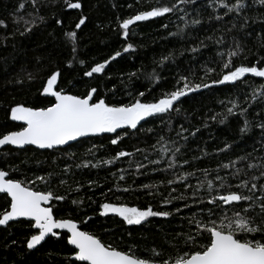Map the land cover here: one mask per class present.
<instances>
[{
  "label": "trees",
  "instance_id": "obj_1",
  "mask_svg": "<svg viewBox=\"0 0 264 264\" xmlns=\"http://www.w3.org/2000/svg\"><path fill=\"white\" fill-rule=\"evenodd\" d=\"M81 2L82 9L73 10L66 9L64 0H37L36 8H33L31 0H0V20L7 25H0V135L24 127L21 122L11 120L12 107L18 104L33 108L49 106L52 98L41 95V91L49 73L56 69L62 73L60 87L71 94L83 95L95 86L97 95L113 105L131 103L133 98L147 103L155 102L162 93L182 86L181 77H187L192 83H211L219 78L225 71L221 64L228 59L227 53L234 47V38L245 48L244 55L235 58L236 64L250 65L257 59L254 52L264 53V48L260 47L264 41V6L258 0H245L246 8L239 16L235 13L225 15L226 10L221 7L222 3L231 5L235 0H197L195 5H179L186 11L177 10L163 17L137 22L131 26L127 39L119 28V22L154 6L178 4V0ZM21 3L24 4L23 9L19 7ZM81 15L87 19L80 29H76ZM40 16L44 18L43 22ZM216 16L223 18L217 20ZM245 16L248 23L241 28ZM57 19L62 23L57 24ZM193 19H200L202 23L192 25ZM25 20L34 21L35 26L29 24L32 31L21 35ZM69 31L77 32L75 54L71 51L73 42L66 35ZM208 36L212 39L207 40ZM221 38L223 43L217 44ZM201 40L206 46H201ZM128 43L134 45L135 51L123 53L112 61L104 74H94L92 78L83 75L89 66L103 62L115 51H122ZM193 47L199 51L192 52ZM218 52L225 54L223 58ZM165 56L169 59L161 63ZM80 60L85 63L81 65ZM69 62L71 67H68ZM209 69L215 71L205 75ZM131 73L135 76H130ZM29 74L32 79H29ZM154 74L158 82L153 78ZM246 79L247 84L237 82V85H219L189 93L177 104L179 112L163 114V119L159 115L149 117L141 122L142 127L138 126L139 131L129 130L131 135H125L124 130L119 129V137L106 133L54 150L7 146L0 151V169L36 190H51L65 196V200L52 203L54 212L59 213L58 218L88 220L82 225L83 230L94 233L104 243L161 264L162 260L174 259L185 249L184 241L190 231L195 235L196 229L189 224L188 217L204 207L191 198L201 181L212 180L218 185L216 169H219V175L225 176L235 168H241L248 173L242 179H250L252 174L260 175L258 168L248 169L247 165L264 164L262 134L255 127L258 122L256 113L262 110V103L251 99L253 89L259 96L264 78L249 76ZM139 91H143L145 96L140 97ZM245 95L252 105L247 119L252 121L253 127L246 135H241L239 127L243 126L245 117L228 116L227 107L232 105L227 102L239 100L246 107L243 104ZM214 116L215 120L212 119ZM225 117L224 123H220ZM181 125L187 129L183 132L188 137L186 141L177 136L182 131ZM192 132L196 134L193 136ZM108 137L117 138L120 143L112 145ZM173 142L183 146L180 153L173 152L176 146ZM226 143L231 148L219 152L218 149ZM118 150L131 155L115 159ZM242 156H247V159L239 160ZM185 160L189 163L184 164ZM230 161H237L235 168H220ZM169 163H174L175 167L169 168ZM203 169L210 174L205 176ZM189 172L195 175L183 182L167 183L168 180L179 181L180 176ZM38 176L48 177L50 183L36 180ZM229 180L233 184L239 183V179L231 176ZM31 181L36 182L29 183ZM256 183H264V177ZM187 184L192 187L186 191ZM144 185L152 187L145 188ZM205 189L206 183L197 195L206 199ZM243 191L250 194L247 189ZM256 195L264 193L257 192ZM179 196L187 199L173 200V204L183 208L187 203L191 210L185 208L183 212L175 213L172 204L164 205L162 202L165 198ZM73 200L77 204H73ZM102 203L123 204L141 210L152 207L153 210L173 211L174 214L167 219L152 217L141 225H128L119 216H101ZM5 207V198L0 194V211ZM36 233L37 230L29 228L27 223L17 221L0 226V264H69L73 249L63 238L64 233H60L59 239L49 237L37 248L29 250L26 241ZM153 249L161 255H154Z\"/></svg>",
  "mask_w": 264,
  "mask_h": 264
},
{
  "label": "snow or ice",
  "instance_id": "obj_2",
  "mask_svg": "<svg viewBox=\"0 0 264 264\" xmlns=\"http://www.w3.org/2000/svg\"><path fill=\"white\" fill-rule=\"evenodd\" d=\"M37 0H31L33 8H36ZM139 2V0H138ZM197 0H178V4L173 2L160 6H154L151 10L140 11L127 19L119 22V28L123 32V36L127 39L130 35L131 26L137 22L147 21L158 17H163L166 14L174 11H186V8H179V5H195ZM261 6H264V0H258ZM66 9L81 10V0H64ZM20 9L24 8V4L19 5ZM131 7V5H129ZM225 15L235 13L237 16L246 8L245 0H235V3L229 5L222 3ZM39 9H37V12ZM217 20L222 19L221 16L214 17ZM43 22L44 18L39 17ZM87 17L81 15L75 28L80 29L85 24ZM183 19V17H182ZM244 23L241 28L248 23V17H243ZM19 21H17L18 23ZM25 29L21 35H25L32 31L29 24L35 26L34 21L25 20ZM57 24L62 21L57 19ZM192 25H199L202 23L200 19H193ZM0 25L7 27L4 21L0 20ZM167 28V25H163ZM233 27H236L233 24ZM69 40L73 42L72 53L77 52L76 40L77 32L69 31L66 33ZM211 40L212 37H206ZM217 44H222L223 39L216 41ZM201 46L204 41H200ZM261 48H264V41H261ZM135 51L134 45L128 43L123 47L122 51H115L103 62H96L94 66H89L85 69L83 75L92 78L94 74H104L105 69L112 61L120 58L123 53ZM192 52H197L199 49L193 47ZM251 51V49H248ZM245 48L239 41L234 38V47L228 51V59L223 61L221 67L225 70L217 79H213L211 83H192L187 77H181L183 81L182 86L177 87L170 92L162 93L161 98L155 102H142L141 99L133 98L131 103H119L113 105L106 102L105 99L100 98L97 93L98 89L95 86L83 95H76L66 92L60 87L62 73L56 69L49 73L45 84L42 86L41 95L52 98L49 100V106L46 107H25L23 104H18L11 108V120L22 122L24 127L18 131H9L0 135V147L11 145L17 148H24L26 145L35 146L38 149H63V146L69 145L70 142L77 141L83 137L98 136L106 133L116 134L117 131L123 129L125 135H131L129 130L139 131L138 126L141 122L149 117L160 116L163 119V114H170L172 112H179L180 109L177 104L181 102V98L187 96L189 93L198 92L202 89H211L219 85H237L247 84V77L264 78V53L259 51L254 52L257 56L255 63L252 64H236L235 58L243 56ZM218 55L223 58V52H218ZM76 57L73 55V60ZM168 56L162 58L161 63L167 61ZM247 59V56H244ZM79 63L83 65L85 61L80 60ZM72 64L69 62L68 67ZM215 71L209 69L208 72ZM130 76H135L131 73ZM154 79L158 78L153 76ZM29 79H32L29 74ZM151 90V89H149ZM138 95L144 97L145 93L139 91ZM94 96L96 97L94 99ZM253 101L259 100L262 103V110L256 113L258 122L255 127L260 129L262 134V147H264V85H260V94L257 96L256 90L253 89L251 94ZM221 103H224L223 101ZM231 107H227L228 116H243V126L239 127L241 135H246L251 131L253 123L247 119L249 108V97H243V106L239 100H229L227 102ZM234 109H239L238 112ZM222 115V114H218ZM213 120L216 117H212ZM224 119L220 123H224ZM181 132L177 136L183 140L188 137L183 135L184 129L181 125ZM199 131V129H196ZM192 132L191 135H195ZM112 145H118L120 140L117 138L108 137ZM163 139V137H161ZM176 144V142H173ZM182 145L176 144L173 148L174 153H180ZM231 148L230 144H225L223 148L218 149L219 152H225ZM139 151V150H138ZM131 155L127 151L118 150L115 159ZM250 155V154H248ZM147 158V157H146ZM247 156L239 157V160H245ZM111 163V161H108ZM159 163V161H153ZM189 161L185 160L184 164ZM237 161H230L220 166V168L227 170L230 167L235 168ZM141 167H145L141 165ZM169 168L175 167L174 163H169ZM248 169L258 168L260 175L252 174L250 179H242L243 175H248L241 168H235V171L228 175H219V169H216L217 175L215 180L219 181L216 185L212 180L201 181L196 191L192 193V200L197 205H204L199 209V212H193L188 217V222L196 229L195 235L191 231L187 234L184 241L185 249L174 259H164L161 264H264V195L257 196L256 193H264V183L257 184L256 181L264 177V164H248ZM67 171V169H65ZM205 176L209 175L207 169L202 170ZM195 173L189 172L186 175L180 176L179 181L168 180V184L185 181L189 176ZM239 179V183L233 184L229 180ZM120 179H124L123 176ZM36 180L42 183H50L48 177L38 176ZM31 181L29 183H35ZM61 183H64L62 180ZM207 198H202L197 195L201 189L205 188ZM145 188H151V185H144ZM191 184L185 185V190L191 188ZM233 188L238 190H232ZM244 189L248 193L245 194ZM127 191V189H125ZM176 191V189H173ZM0 194L5 198L6 207L0 211V226H7L11 221L20 223H27L29 228L37 230L36 234H32L30 239H27L26 245L29 250L37 248L46 238L56 237L61 238V234L56 230H63L67 245L72 246V255L68 258L69 264H156L154 260L144 259L136 256L131 251L125 252L118 250L116 247L104 243L94 233L83 230L82 225L87 224L88 220L76 221L72 218H58L59 213L54 212L52 203L54 201H63L65 196L58 195L54 191L36 190L28 186V183L19 179L13 178L6 170L0 169ZM151 194V193H150ZM10 198V199H8ZM187 197H171L163 199L164 205H173L175 213H181L185 208L191 210V206L184 203L183 208L178 204H173V200H185ZM77 204L76 200L72 201ZM246 205V206H245ZM228 206V207H225ZM102 211L101 216H106L109 213L115 214L123 219L128 225H141L143 222L149 221L152 217H160L167 219L173 216V211L167 210H153L148 207L145 210L136 207H128L123 204L102 203L100 205ZM231 212V215L228 213ZM89 219H91L89 217ZM15 243V241H13ZM154 255H161L155 249L152 250Z\"/></svg>",
  "mask_w": 264,
  "mask_h": 264
},
{
  "label": "water",
  "instance_id": "obj_3",
  "mask_svg": "<svg viewBox=\"0 0 264 264\" xmlns=\"http://www.w3.org/2000/svg\"><path fill=\"white\" fill-rule=\"evenodd\" d=\"M89 137H91V136H89ZM84 138H88V137H83V138H80V139H84ZM80 139H79V140H80ZM77 141H78V140H77ZM74 142H76V141L70 142L69 145L73 144ZM69 145H65V146H63V148H64V147H67V146H69ZM7 146H11V145H6V146H2V147H0V151H1L3 148L7 147ZM11 147H13V148H15V149H20V148H17V147H15V146H11ZM30 147H32V148H36L35 146H31V145H26L24 148H30ZM9 199H10V198H9ZM56 231L59 232V233H64L63 230H59V229H57ZM46 239H48V238H46ZM70 247H72V246H70Z\"/></svg>",
  "mask_w": 264,
  "mask_h": 264
},
{
  "label": "rangeland",
  "instance_id": "obj_4",
  "mask_svg": "<svg viewBox=\"0 0 264 264\" xmlns=\"http://www.w3.org/2000/svg\"><path fill=\"white\" fill-rule=\"evenodd\" d=\"M18 122V121H17ZM22 123V122H21ZM109 214H112V213H109ZM112 215H115V214H112Z\"/></svg>",
  "mask_w": 264,
  "mask_h": 264
}]
</instances>
